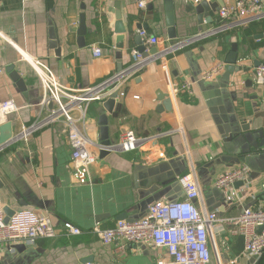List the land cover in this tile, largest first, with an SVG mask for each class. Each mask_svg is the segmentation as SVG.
Here are the masks:
<instances>
[{
    "label": "crops",
    "instance_id": "crops-1",
    "mask_svg": "<svg viewBox=\"0 0 264 264\" xmlns=\"http://www.w3.org/2000/svg\"><path fill=\"white\" fill-rule=\"evenodd\" d=\"M165 1L121 0L118 13L124 33L119 41L114 0H0V103L11 100L18 108L9 114L14 116L13 133L48 113L49 105H41L44 89L34 60L49 68L62 90L71 92L127 66L131 50L144 45L142 38V44L136 41L140 28L169 44L208 33L164 59L151 60L124 84L113 112L106 113L108 133L118 142L125 132H133L139 139L134 150L101 156L98 118L103 107L92 102L85 123L78 124L88 141H70L67 125L59 120L0 152L3 206L9 212L28 209L48 215L58 229L54 238L18 243L13 249L5 245L0 264H79L85 258L89 259L84 264H156L167 258L165 250L132 245L121 251L88 231L96 223L111 227L119 219L139 218L154 201L181 199L178 178L187 172L199 185L195 203L201 210L235 216L244 206H264V171L226 191L213 186L225 170L243 163L231 154L238 144L227 137L235 117L252 128H264V83L256 84L253 76L255 67L264 63V19L245 25L220 21L216 13L221 0H206L216 5V11L210 10L198 24L195 12L188 10L194 0H172L176 32L172 40ZM82 23L85 32L79 34ZM218 26L222 28L216 30ZM232 44L238 69L226 80L222 76ZM92 46L101 48V56H93ZM155 48L159 52L161 46ZM218 62L224 63L223 72L202 80L203 72ZM9 65L20 73L25 90L11 79ZM74 151L89 157L87 168L72 163ZM256 165L264 166V158ZM5 218L9 219L6 213ZM64 220L83 234H64ZM222 227L208 236V264H263V256L253 258L244 252L242 235ZM20 245L24 250L18 252Z\"/></svg>",
    "mask_w": 264,
    "mask_h": 264
},
{
    "label": "built area",
    "instance_id": "built-area-1",
    "mask_svg": "<svg viewBox=\"0 0 264 264\" xmlns=\"http://www.w3.org/2000/svg\"><path fill=\"white\" fill-rule=\"evenodd\" d=\"M200 0H194L198 2ZM140 7L144 3H139ZM220 21L235 20L239 25L264 19V4L262 0H221V5L216 13ZM218 26L216 30L220 29ZM222 28V27H221ZM139 36L144 41L147 52L151 46L160 45L159 52L151 56L143 57L136 49L131 50L130 63L116 71L100 82L77 88L71 92L62 90L60 84L52 72L40 61L32 63L39 70L44 95L41 105L52 104L48 107V113L41 119L31 124H22L12 137L0 145V152L8 145L21 140H27L35 131L43 126L62 120L67 125V133L70 141L79 139L87 140L78 128V124L85 123V113L92 102L103 103L116 93L122 95L124 84L139 74L153 59H164L166 54L179 50L190 43L208 35L201 31L192 40L186 39L175 43L160 40L157 36L149 34L141 29ZM93 56L99 57L102 50L99 46H92ZM225 68L223 62H218L209 67L202 74V80L209 81L220 75ZM3 68L0 67V73ZM253 76L256 84L264 83V63L255 67ZM184 85L183 88H186ZM16 104L11 101L0 103V123L7 120L9 114L17 111ZM85 140V141H86ZM139 139L133 132H125L120 141L114 145L101 146L100 151H130L134 150ZM72 163L76 167L87 168L90 160L86 154L74 151L71 153ZM251 168L245 164L234 166L219 175L213 186L226 191L236 182L247 184L251 175ZM178 182L182 190V198L179 200H157L152 202L143 216L134 219H119L111 227H103L99 223L94 224L88 233L97 236L102 243H115L116 247L123 251L127 246L151 245L165 250L166 259H159L156 264H208L210 252L208 248V236L212 230H220L227 226L232 234H240L243 237V250L246 254L261 258L264 255V206H244L235 216H219L217 211L201 210L195 200L200 196L199 185L193 173L187 172L179 176ZM62 231L67 236H79L83 230L69 221L61 222ZM58 233L56 225L48 215H42L28 209L14 212L5 220L4 206L0 197V256L5 245L13 246L18 243H34L39 238H54ZM11 249V250H12Z\"/></svg>",
    "mask_w": 264,
    "mask_h": 264
},
{
    "label": "water",
    "instance_id": "water-1",
    "mask_svg": "<svg viewBox=\"0 0 264 264\" xmlns=\"http://www.w3.org/2000/svg\"><path fill=\"white\" fill-rule=\"evenodd\" d=\"M121 0H114V8L116 9L115 14L117 17V23H116V32L119 33L117 40L122 41L124 29L121 26L120 21V15L118 13L119 5ZM195 5H191L188 10L195 12L196 19L198 24H202L204 19L209 16V11L212 10L213 12L216 11V5L208 2L206 0H200ZM221 5V4H220ZM164 9H165V23L168 27V37L170 39L176 38V32H175V13L173 9V1L172 0H166L164 2ZM142 28L139 29V31ZM201 31L202 29L199 28ZM85 32L84 24H80L79 30L77 33L83 34ZM81 39V38H80ZM141 37H136V41L141 43ZM82 45V44H81ZM145 46L140 45L136 49L139 53L142 54L143 57L154 54L157 52V49L155 46H152V48L145 52L144 51ZM237 61V54H236V46L235 44H232V51L229 54V58H227L226 63H228V66L226 68V71L224 72L222 78H225L228 80L229 74L233 72L234 70H237L238 68L235 66ZM6 71L10 74L11 79L16 83V86L20 90H25V82L23 78L21 77L20 73L14 69V65H9L6 68ZM116 93L112 94L111 97L106 99L102 103L103 111H101V114L98 118V125H99V131H100V145L101 146H108V145H114L117 142H114L113 139L109 137L108 133V120L106 113H112L113 107L116 103L115 101ZM14 116H8L7 120L0 124V145L8 141L12 135H13V127L15 125V122L13 120ZM12 118V119H10ZM228 124V123H227ZM230 126H232L233 130H230V132H227L228 141L230 143H237L238 145H235L237 148H234L231 152L232 155L237 156L238 159L242 160L243 163L247 164L251 168V176H253L255 173H258V170L264 171V166H257L259 165L262 158H264V128H252L251 123L247 122L245 119L238 120L235 119L230 123ZM108 152L101 150V156H104ZM262 155V156H261ZM250 176V178H251ZM244 182H236L235 185H243ZM264 193V192H263ZM4 212L6 213L7 217H10L11 212H9V208L6 206L4 207ZM123 217V216H119ZM18 252H21L24 250V246L20 245L17 246ZM258 258L259 257H253ZM89 258H85L80 261L79 264H84L88 262ZM263 264H264V255H263Z\"/></svg>",
    "mask_w": 264,
    "mask_h": 264
},
{
    "label": "rangeland",
    "instance_id": "rangeland-1",
    "mask_svg": "<svg viewBox=\"0 0 264 264\" xmlns=\"http://www.w3.org/2000/svg\"><path fill=\"white\" fill-rule=\"evenodd\" d=\"M8 218H5V220L7 221Z\"/></svg>",
    "mask_w": 264,
    "mask_h": 264
}]
</instances>
